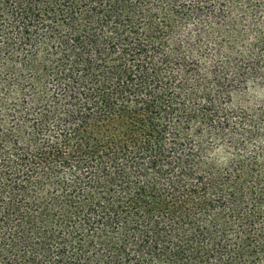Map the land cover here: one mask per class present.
Segmentation results:
<instances>
[{"label": "trees", "instance_id": "16d2710c", "mask_svg": "<svg viewBox=\"0 0 264 264\" xmlns=\"http://www.w3.org/2000/svg\"><path fill=\"white\" fill-rule=\"evenodd\" d=\"M0 264H264V0H0Z\"/></svg>", "mask_w": 264, "mask_h": 264}, {"label": "rangeland", "instance_id": "374dc122", "mask_svg": "<svg viewBox=\"0 0 264 264\" xmlns=\"http://www.w3.org/2000/svg\"><path fill=\"white\" fill-rule=\"evenodd\" d=\"M240 104H242V101H240L238 98L235 99L234 105H240Z\"/></svg>", "mask_w": 264, "mask_h": 264}]
</instances>
